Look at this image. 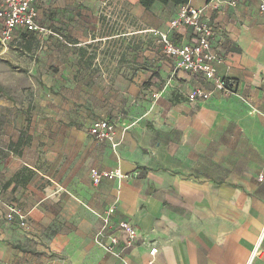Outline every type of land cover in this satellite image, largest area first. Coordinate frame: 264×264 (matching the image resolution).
Instances as JSON below:
<instances>
[{
	"label": "crops",
	"instance_id": "0c3cea01",
	"mask_svg": "<svg viewBox=\"0 0 264 264\" xmlns=\"http://www.w3.org/2000/svg\"><path fill=\"white\" fill-rule=\"evenodd\" d=\"M187 6L216 29L215 71L235 82L230 96L179 71L149 33L194 41L190 27L171 25V4L43 0L39 23L51 34L36 35L32 51L22 32L17 48L0 46V59L28 60L17 98L0 68V188L4 205L28 213L23 229L0 217V264H264V14L258 0ZM197 88L211 97L188 101ZM98 121L115 126V148L88 134ZM21 132L26 144L12 153ZM52 152L66 176L80 164L81 187L37 184ZM92 168L127 177L93 186ZM111 208L109 228L129 222L143 241L106 250L97 233Z\"/></svg>",
	"mask_w": 264,
	"mask_h": 264
},
{
	"label": "built area",
	"instance_id": "2783aa9c",
	"mask_svg": "<svg viewBox=\"0 0 264 264\" xmlns=\"http://www.w3.org/2000/svg\"><path fill=\"white\" fill-rule=\"evenodd\" d=\"M43 0H0V44L7 46L17 41L19 34L32 33L37 36L49 35L51 32L43 28L39 23V11L37 4ZM235 1L230 2L234 6ZM258 10L264 14V0H258ZM201 10L194 9L187 5L178 7L176 18L171 22L173 27L178 25L190 27L194 41L187 45L176 44L171 37L159 31L151 30L149 33L161 46L162 52L174 60L176 68L186 74L201 77L205 82L211 83L214 90L219 91L227 97L233 94L235 82L225 80L216 75L215 64L221 63L222 58L211 49L210 40L216 29L213 24L200 19ZM211 91L197 88L187 95L190 102L206 101L211 97ZM88 134L98 142H106L115 148V126L109 121H98L88 129ZM89 180L93 186H98L103 180L125 179L127 176L118 170L100 171L95 168L89 170ZM259 181L262 180L260 176ZM3 192L0 188V217L7 223H15L23 229L28 224V213L17 206H6L3 203ZM114 212L111 208L107 216L102 220V227L97 233V238L106 235L108 245L107 251L113 247H120V251L127 250L143 241L139 230L129 222L122 221L114 228H109V215ZM157 253L155 248L149 251L150 256Z\"/></svg>",
	"mask_w": 264,
	"mask_h": 264
},
{
	"label": "rangeland",
	"instance_id": "374dc122",
	"mask_svg": "<svg viewBox=\"0 0 264 264\" xmlns=\"http://www.w3.org/2000/svg\"><path fill=\"white\" fill-rule=\"evenodd\" d=\"M0 46H2L0 44ZM9 47H15L17 48L19 45L17 44L16 41L12 42L11 44L7 45ZM2 59H0V68L1 70H4V76L7 79V82L11 88V90H9L8 94L12 95L13 98H17L15 96H17L16 94L18 93L19 90L25 89L28 87V81H27V73H28V69H27V58L24 57L23 54L20 53H16L14 55H11L10 58H6V57H1ZM38 85H37V89H38ZM23 101H25V103H27V97L23 95ZM42 152V151H41ZM44 154V152H43ZM56 155V157H55ZM59 154L52 152L51 154V158H52V162H51V166H53L52 168H50L49 170V176H46L47 178H43V177H39V175L36 177L37 180V184H40V187L42 189H51L52 191L57 190L58 194L60 192V187L61 186H69L70 185H78L79 187H81V185L84 183V179L85 177L81 176V166L80 164H73V168L76 170V172L74 171V175L69 177L66 176V174H62L60 171V167H59ZM2 159H5V156H2ZM3 162H5L3 160ZM2 162V163H3ZM49 169V168H48ZM43 174V173H42ZM87 179H88V175H87ZM75 192V191H73ZM102 227V226H101ZM100 229V228H99ZM99 231V230H98Z\"/></svg>",
	"mask_w": 264,
	"mask_h": 264
},
{
	"label": "trees",
	"instance_id": "16d2710c",
	"mask_svg": "<svg viewBox=\"0 0 264 264\" xmlns=\"http://www.w3.org/2000/svg\"><path fill=\"white\" fill-rule=\"evenodd\" d=\"M190 0H138L139 5L144 8L145 10H149L154 4L159 3L161 5L167 6L169 4L181 7L185 6L189 3ZM211 1V0H206ZM36 35L32 33H23L22 39H23V48L25 51H32V46L36 41ZM3 89L0 87V94H3ZM24 135V132H21L20 137L18 141L15 144H10L8 147V150L12 153L17 154L18 149L26 144V141L22 138ZM15 179L21 178V180L26 181L28 178L23 177L22 174H16L14 176Z\"/></svg>",
	"mask_w": 264,
	"mask_h": 264
}]
</instances>
